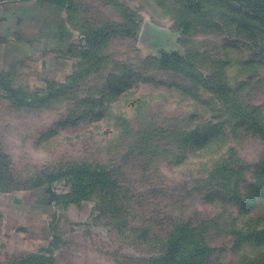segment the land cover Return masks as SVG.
Segmentation results:
<instances>
[{"label": "rangeland", "instance_id": "1", "mask_svg": "<svg viewBox=\"0 0 264 264\" xmlns=\"http://www.w3.org/2000/svg\"><path fill=\"white\" fill-rule=\"evenodd\" d=\"M56 1L75 38L56 43L54 61L69 57L71 72L38 87L21 72L24 92L0 96V187L18 194L0 221V264L156 263L183 226L176 261L264 264L257 0ZM102 26V40L78 48ZM40 60L30 66L41 75ZM51 81L63 85L53 97ZM73 184L86 193L76 202Z\"/></svg>", "mask_w": 264, "mask_h": 264}, {"label": "crops", "instance_id": "2", "mask_svg": "<svg viewBox=\"0 0 264 264\" xmlns=\"http://www.w3.org/2000/svg\"><path fill=\"white\" fill-rule=\"evenodd\" d=\"M56 5V0H0V81L4 80L5 85L10 83L18 88L14 77L21 72L35 78L30 85L37 87L36 79H56L71 72L69 57L54 61L56 43L70 44L75 38L63 13L56 11ZM40 59L47 60V69L41 75L39 70L33 72L30 66L31 62H40ZM1 95L4 91L0 86ZM16 194H0V221L3 217L5 224L9 198L15 196L11 204L17 203Z\"/></svg>", "mask_w": 264, "mask_h": 264}, {"label": "trees", "instance_id": "3", "mask_svg": "<svg viewBox=\"0 0 264 264\" xmlns=\"http://www.w3.org/2000/svg\"><path fill=\"white\" fill-rule=\"evenodd\" d=\"M262 2H264V1H262ZM262 2H258V0L252 1L249 4V6H247V7L251 10V16L255 13L256 15L261 17V21L264 23V4H262ZM108 28L107 27L105 28V26L104 27L102 26L100 28H92V27L90 28L89 27L86 34L83 32V34L80 35L81 38L79 40V43L77 44L78 48L81 50H84V49H87V46L90 45L91 43L97 42L98 40H102L104 35H105L104 31ZM3 81L4 80L0 81V86L3 88L5 97H7L9 95L14 100V97H16L19 92L23 91V89L20 90L19 88L12 87L10 83H7L5 85V83ZM59 90H63V85H58L56 82H53V81L47 82L46 92L48 91V96H50L52 94V97H53V96H56L57 94H60L61 92H59ZM40 100L44 101L42 98ZM251 122H252L251 126L256 128L255 127V121L251 120ZM258 132L260 134H263V136H264L263 131L259 130ZM0 159H2L1 155H0ZM74 173H75V177H77L79 174H81V178L79 179V181H83L85 179H87V180L93 179V175L91 173L84 175V171L79 170V169L72 170V171H70L69 174H74ZM2 176H3L2 169H0V182L1 181L7 182L6 179H4V178L2 179ZM1 187H0V194H9V193L17 190V189H13L11 187V185H8V186L5 185V187H3V189ZM73 189H74V184L72 185V190ZM74 194H75V191L73 190L67 194V197L71 198L72 201L76 202V201L81 200V198H83L86 193H85L83 187H81L79 189V193L76 196ZM56 198H57L56 195L49 192V202L55 200ZM176 231H177L176 234L172 233L169 236V245L167 247V252H165L164 258L159 260L156 263L152 262L151 264H170V263L186 264L185 261H176L175 260V254H176L177 249L179 248V244L181 242L185 241L186 234L189 232V230L183 226V227L177 228ZM189 244L193 245L192 255H194V254L196 255V254L200 253L201 247H200V244L198 241L192 240L189 242ZM192 255L189 258L190 260L193 259ZM13 261L15 264H50L49 259H47L45 257H40L38 255L37 256L31 255V256H26V257L25 256H19V257H15L13 259ZM5 264H7V262Z\"/></svg>", "mask_w": 264, "mask_h": 264}]
</instances>
